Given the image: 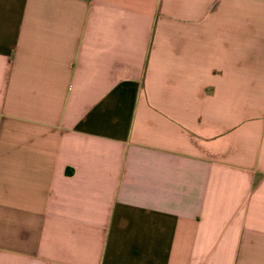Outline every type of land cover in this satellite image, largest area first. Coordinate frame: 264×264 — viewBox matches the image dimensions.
<instances>
[{
    "label": "crops",
    "instance_id": "0c3cea01",
    "mask_svg": "<svg viewBox=\"0 0 264 264\" xmlns=\"http://www.w3.org/2000/svg\"><path fill=\"white\" fill-rule=\"evenodd\" d=\"M0 264H264V0H0Z\"/></svg>",
    "mask_w": 264,
    "mask_h": 264
}]
</instances>
